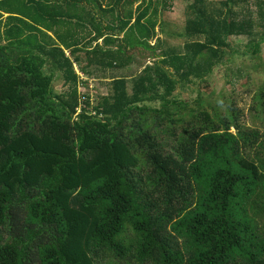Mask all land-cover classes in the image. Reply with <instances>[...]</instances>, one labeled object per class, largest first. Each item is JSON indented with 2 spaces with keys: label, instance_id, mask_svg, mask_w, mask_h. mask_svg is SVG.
Wrapping results in <instances>:
<instances>
[{
  "label": "trees",
  "instance_id": "16d2710c",
  "mask_svg": "<svg viewBox=\"0 0 264 264\" xmlns=\"http://www.w3.org/2000/svg\"><path fill=\"white\" fill-rule=\"evenodd\" d=\"M172 1L0 0V264H264V80L253 125L208 83L230 38L261 60L264 0H194L157 52ZM90 69H126L95 107Z\"/></svg>",
  "mask_w": 264,
  "mask_h": 264
},
{
  "label": "rangeland",
  "instance_id": "374dc122",
  "mask_svg": "<svg viewBox=\"0 0 264 264\" xmlns=\"http://www.w3.org/2000/svg\"><path fill=\"white\" fill-rule=\"evenodd\" d=\"M194 0H173V5L169 9L160 8V14L162 19L164 20V29L167 34L160 33V37L163 40L162 46L157 52H160L163 49H167L169 47L180 48L181 44L183 43L184 39H182L177 34L183 32L184 26L186 24V20L189 17V6L192 5ZM220 0H206V2L211 3L212 5H216ZM255 1H251L250 7L252 11H254L257 16L258 9L254 5ZM135 7V6H134ZM258 17V16H257ZM263 30V28L259 29V31ZM169 33V34H168ZM251 39L249 37L241 36V37H233L229 39V48L226 50V57L228 60L226 62L218 65L213 74L209 77L208 83L210 89H212L215 93V96L219 94L224 95L228 98H234L237 100L238 105L245 113L244 122L248 125H253V114H251V108L253 105V94H255L260 82L264 80V74L262 72V68L258 67L261 62L264 61V42L260 47V58L255 59L253 57V53H251ZM99 43H102L99 41ZM155 44V41L151 43ZM250 50V51H248ZM137 53V51H133V54ZM147 58V63L151 64L154 63V60L151 59L150 51L143 50L139 55L143 57V55ZM69 55V53H68ZM141 57V58H142ZM146 59V58H145ZM86 62L83 61V65ZM137 66L133 64L126 71V77H130L134 75L136 72ZM78 70V67H76ZM138 70V69H137ZM237 70H242L244 76L246 74H251L253 76V80L250 82L249 85H244L248 82L244 76L240 79L234 78L235 72ZM47 72V69H45ZM91 76L85 77L82 75V82L83 84L80 86L79 91L81 95H86L91 98V103H93V107H95L98 102L101 101L102 98L106 97L111 93V89L108 82L104 80V72L91 70ZM110 77H120V74L116 71H111ZM241 76V75H240ZM60 74H56L55 78V92L58 94L65 93L66 87L64 85V80L60 78ZM130 81H129V93H130ZM198 88L194 86H188L187 88L183 89L181 87L178 88L175 95L178 100H188L193 101L196 99L198 95ZM260 125V122H257Z\"/></svg>",
  "mask_w": 264,
  "mask_h": 264
},
{
  "label": "crops",
  "instance_id": "0c3cea01",
  "mask_svg": "<svg viewBox=\"0 0 264 264\" xmlns=\"http://www.w3.org/2000/svg\"><path fill=\"white\" fill-rule=\"evenodd\" d=\"M4 17H5V15H4ZM99 41L101 42V40H99ZM95 44H96V43H94V45H95ZM130 67H131V66H130ZM130 67H129V68H130ZM129 68H128V70H129ZM91 70H92V69H91ZM124 70H126V69H124ZM124 70H123V69L118 70V71H120L119 74L121 75V74H122V71H124ZM97 71H103L104 74H105V75H104V79H105L104 81H105V82H108V83L111 82V81L109 80V78H110L109 75L112 74L111 70H108V71L97 70ZM113 71H114V70H113ZM118 71H116V72H118Z\"/></svg>",
  "mask_w": 264,
  "mask_h": 264
}]
</instances>
